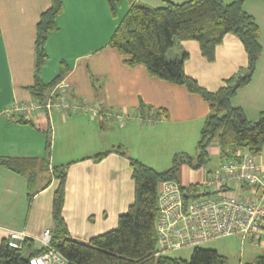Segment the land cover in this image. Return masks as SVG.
<instances>
[{
    "label": "crops",
    "instance_id": "obj_1",
    "mask_svg": "<svg viewBox=\"0 0 264 264\" xmlns=\"http://www.w3.org/2000/svg\"><path fill=\"white\" fill-rule=\"evenodd\" d=\"M122 1L118 3L120 9ZM134 1L158 8L166 2L180 4L188 0ZM49 3L50 0H0V157L41 160L45 158L50 132L49 172L36 174L29 199L28 179L0 168V244L13 232L23 233L37 247H41L43 232L54 235L51 202L56 181L51 167L65 164L69 165L62 217L70 237L86 244L114 229L118 216L133 202L131 170L127 159L119 154L110 153L97 162L91 157L122 146L128 156L160 170L166 166V159L195 145L208 114V103L185 87L149 77L142 65L124 64L123 57L108 46L119 17L117 11L115 17L111 16L104 0H62L63 11L56 19L57 30L45 45L48 58L38 76L48 83L65 67L62 80L68 83L67 94L93 106L97 114L84 110L34 113L23 115L26 123H17V117L6 118L3 112L7 108L34 100L29 88L34 83L35 26ZM243 9L259 27L262 51L251 81L237 91L231 105L254 121L264 113V0H246ZM179 45L187 54L185 75L209 92L217 91L224 80L247 65L243 46L230 34L216 47L212 63L201 56L195 41ZM176 55L174 47L168 58ZM141 105L145 113H141ZM158 110H165L167 118L159 117ZM212 149L218 154L216 145ZM258 159L264 166V151ZM200 170L193 175V170L182 165L176 181L183 188L195 185L210 172ZM231 237L235 236L215 240ZM263 255L264 245L249 244L238 264Z\"/></svg>",
    "mask_w": 264,
    "mask_h": 264
},
{
    "label": "trees",
    "instance_id": "obj_2",
    "mask_svg": "<svg viewBox=\"0 0 264 264\" xmlns=\"http://www.w3.org/2000/svg\"><path fill=\"white\" fill-rule=\"evenodd\" d=\"M104 1L111 16L115 17L119 0ZM245 1L232 0L224 3L222 0H188L180 4L166 2L163 7L155 8L134 0H125L124 17L113 30L108 46L123 57L126 66L142 65L149 77L183 86L190 94L198 95L208 103V114L199 131L195 156L176 153L171 165L163 171H157L128 156L122 146L111 147L91 157L95 162L110 153L125 157L131 170L134 198L126 212L118 216L114 229L91 238L86 244L70 237L62 217L69 164L51 167V175L56 181L51 202V219L55 230L49 247L65 264H229L228 259L214 249L195 247L188 260L163 255L164 252L158 249L154 223L159 185L164 181H176L182 165L193 171L200 170L209 161L208 149L212 144L217 146L220 164L233 157L236 151H246L257 156L264 151V113L251 121L242 109L231 105V99L237 91L251 81L262 51L259 27L243 9ZM62 11V0H50L49 7L40 14L35 26L34 83L29 88L35 100H41L67 71L65 67H61L48 83H43L38 76L48 58L45 45L49 35L57 30L56 19ZM228 34L240 41L247 55V65L224 80V85L217 91L209 92L185 75L183 63L187 54L179 44L182 41H195L201 56L212 63L216 47ZM174 47L177 48V55L169 59L168 53ZM140 111L145 113L143 105L140 106ZM158 115L163 119L167 118L165 110H158ZM17 123L26 121L21 116ZM49 157L48 131L45 158L24 160L0 157V168L28 179L29 199L33 195L36 174L49 172ZM181 190L192 194L196 191V185L182 187ZM44 251L45 248L37 247L31 239L26 238L19 248L9 247L6 240L0 244V264H30L31 258ZM245 264H264V255Z\"/></svg>",
    "mask_w": 264,
    "mask_h": 264
},
{
    "label": "built area",
    "instance_id": "obj_3",
    "mask_svg": "<svg viewBox=\"0 0 264 264\" xmlns=\"http://www.w3.org/2000/svg\"><path fill=\"white\" fill-rule=\"evenodd\" d=\"M68 87L61 79L41 100L14 104L3 114L9 119L34 113L50 115L54 111L97 114L93 106L70 97ZM195 185L192 194L182 191L176 181L159 185L154 229L161 252L233 235L240 238L241 245H264V166L257 155L236 151ZM50 238L47 231L42 233L40 243L45 251L31 258L30 264H65L50 249ZM24 240L23 233L13 232L7 244L19 248Z\"/></svg>",
    "mask_w": 264,
    "mask_h": 264
},
{
    "label": "rangeland",
    "instance_id": "obj_4",
    "mask_svg": "<svg viewBox=\"0 0 264 264\" xmlns=\"http://www.w3.org/2000/svg\"><path fill=\"white\" fill-rule=\"evenodd\" d=\"M124 8L126 9L125 0L122 1V9L119 8V5L117 6L116 11L118 13L119 21L124 17V15H123L125 13ZM47 70L49 71L50 69L48 68ZM213 146H215V144H212L208 149L209 161L200 170L204 174L206 172L208 173L209 171H212L215 168H217L219 163H220V159L218 157V154L216 152H214V149H212ZM195 147H196V143L193 146L191 145L190 149L187 148L188 150H187V152H185V154H187L191 157L195 156V154H196ZM171 159L170 160L166 159V162L164 164L166 166H162V168L160 170H157V171H163V170L167 169L171 164ZM163 167H167V168H163ZM191 173L193 175L196 174V172H194V171ZM233 236H235V237L225 238V239H220V240H215V241L200 242L197 245H189V246L183 247L182 249L177 250V251L164 252L163 255L171 257V258H179V259L188 260L190 257V253H191L192 249H194L195 247H199L202 249H214L215 248V249L222 251L228 255L226 257L228 258L229 264H238V260L240 259V254L243 253V250L246 251V249L249 248V244L246 243L244 246H242L241 242H240V238L236 235H233Z\"/></svg>",
    "mask_w": 264,
    "mask_h": 264
}]
</instances>
